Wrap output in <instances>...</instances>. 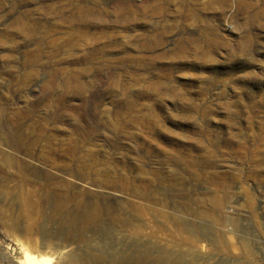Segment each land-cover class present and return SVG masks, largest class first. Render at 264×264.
I'll return each instance as SVG.
<instances>
[{
  "label": "rangeland",
  "instance_id": "rangeland-1",
  "mask_svg": "<svg viewBox=\"0 0 264 264\" xmlns=\"http://www.w3.org/2000/svg\"><path fill=\"white\" fill-rule=\"evenodd\" d=\"M22 1L0 12V264L22 243L62 244L55 264H264V0H111L85 30L67 0ZM44 5L62 26L25 41L13 20Z\"/></svg>",
  "mask_w": 264,
  "mask_h": 264
},
{
  "label": "bare ground",
  "instance_id": "bare-ground-1",
  "mask_svg": "<svg viewBox=\"0 0 264 264\" xmlns=\"http://www.w3.org/2000/svg\"><path fill=\"white\" fill-rule=\"evenodd\" d=\"M6 1L7 0H0V12L5 7L4 2H6ZM110 1L111 0H67V1L62 2V5H60V7L57 9V11H58L57 15L60 18L59 20L62 23L67 24L71 29H84V30L85 29H93V28H96L99 24L101 25L100 19L104 20L105 15H109L111 13L109 7H107V5L109 6V4L111 3ZM120 1H122V2L120 3V5H118L116 7H123L121 9L130 10L129 7L126 8L127 4L125 2H123V0H120ZM30 2H44V0H23L22 2L16 3V4L17 5L18 4H27ZM101 4H104L105 7H101ZM43 7H44L43 12L41 13V15L38 18H32L31 13L25 12L24 14H22L21 16L15 18L13 20V23L11 25H13L15 27L14 30H16V32H19V34L23 35L25 41H32L34 38H37L36 35H38L37 33L38 32L40 33V31L47 33L49 30L60 28L62 26L60 24L61 22L60 23L58 21L52 22L51 7H49L48 5L47 6L44 5ZM8 18H9L8 16H0V23H2L3 21H5ZM108 23H110V21ZM108 23L106 22V24H108ZM65 24H63V25H65ZM108 36H110V35L108 34ZM10 37H11L10 32L7 33L5 29H0V44L4 43V41L6 42L7 39H10ZM44 40H45V36L40 39V42H43ZM13 124H14V122H13ZM13 128L14 127H12V129ZM63 187H65V186H63ZM56 208H58V207H56ZM74 210H75V208H74ZM77 210H75V211H77ZM191 233H194V231L191 230ZM217 237H219V236H217ZM217 237H216V239H209L208 237H206L204 235L202 238H199V239H207V240H209L210 244L213 243L218 248H223V246H225V245H223L221 243L220 239ZM243 244H244V247L246 249L245 254H247V256L254 255L253 254L254 252L249 249L250 247L248 248V244L247 243H243ZM226 247L229 248L230 253L233 252L232 245L229 244ZM62 249H63L62 244H58L53 248H51L50 246L49 247L43 246L41 249H37V248L31 247L27 243H25V244L22 243V244H20L19 252H17L18 255H16V257L14 259H11V262H12V264H13V262L16 264H55L56 262L58 263L59 258H61V250ZM95 260L98 261V258H96ZM99 260H102V259L100 258ZM126 260H128L129 263H133V264L140 262L139 259H136L134 261H131L130 259H126ZM165 262H166L165 260H162V263H165ZM251 263L252 264H258V262L256 260L254 262L251 261ZM236 264H244V263H242L241 261H237Z\"/></svg>",
  "mask_w": 264,
  "mask_h": 264
}]
</instances>
